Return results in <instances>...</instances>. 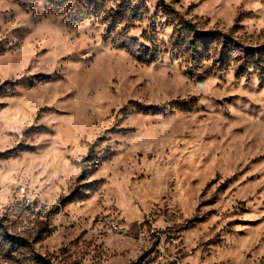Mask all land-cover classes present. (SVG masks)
I'll return each instance as SVG.
<instances>
[{"label": "rangeland", "instance_id": "374dc122", "mask_svg": "<svg viewBox=\"0 0 264 264\" xmlns=\"http://www.w3.org/2000/svg\"><path fill=\"white\" fill-rule=\"evenodd\" d=\"M147 214L264 264V0H0V264H171Z\"/></svg>", "mask_w": 264, "mask_h": 264}, {"label": "built area", "instance_id": "2783aa9c", "mask_svg": "<svg viewBox=\"0 0 264 264\" xmlns=\"http://www.w3.org/2000/svg\"><path fill=\"white\" fill-rule=\"evenodd\" d=\"M108 225L112 230L127 232V228L116 221H109ZM172 229L174 225L169 219L165 217L156 219L154 215L147 214L140 222L139 236L143 239H154L159 245L161 258L170 261L171 264H180L179 256L173 251L178 240L174 233H170Z\"/></svg>", "mask_w": 264, "mask_h": 264}, {"label": "trees", "instance_id": "16d2710c", "mask_svg": "<svg viewBox=\"0 0 264 264\" xmlns=\"http://www.w3.org/2000/svg\"><path fill=\"white\" fill-rule=\"evenodd\" d=\"M187 30H189V31H192L193 33H196L197 32V30L195 29V28H191V29H187ZM196 35V34H195ZM198 36V35H197ZM194 44H195V42H194Z\"/></svg>", "mask_w": 264, "mask_h": 264}]
</instances>
